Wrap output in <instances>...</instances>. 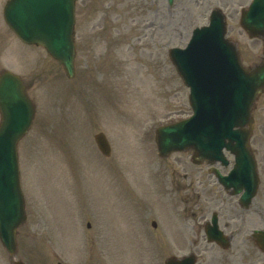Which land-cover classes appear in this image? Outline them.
I'll return each mask as SVG.
<instances>
[{
  "label": "rangeland",
  "instance_id": "1",
  "mask_svg": "<svg viewBox=\"0 0 264 264\" xmlns=\"http://www.w3.org/2000/svg\"><path fill=\"white\" fill-rule=\"evenodd\" d=\"M250 1L79 0L71 78L45 49L14 36L2 16L7 0H0V72L20 73L36 104L33 126L19 145L27 219L18 229L15 258L28 255L32 264H41L57 253L63 264H164L161 236L171 224L168 206L178 213L180 203L168 204L161 171L193 165L190 153L175 152L164 160L157 154L156 128L192 110L189 90L168 61V50L184 46L193 29L208 23L211 10L220 6L227 14L228 35L239 41L246 64L258 62L262 41L250 39L239 24ZM253 116L252 147L262 150L259 100ZM100 131L110 141V157L96 148L94 135ZM191 178L206 181L197 186L207 191L202 197L209 198L210 212L220 201L229 202L207 173L199 178L194 171ZM213 194L217 202H211ZM235 212L241 211L235 207ZM249 216L252 226L264 227L263 184ZM176 235L171 239L182 237ZM183 236L188 243L179 254L192 249L199 264H236L232 248L204 250L189 228ZM241 242L236 237V245ZM25 245L37 248L30 251ZM243 247L248 264L264 263L250 236ZM10 260L0 242V264Z\"/></svg>",
  "mask_w": 264,
  "mask_h": 264
},
{
  "label": "water",
  "instance_id": "2",
  "mask_svg": "<svg viewBox=\"0 0 264 264\" xmlns=\"http://www.w3.org/2000/svg\"><path fill=\"white\" fill-rule=\"evenodd\" d=\"M76 0H9L5 19L21 40L44 45L73 74ZM172 1V0H171ZM242 24L248 30L264 32V0H254L243 13ZM224 21L215 10L211 25L197 28L186 49H171L179 72L191 86L195 114L186 120L158 129L160 153L193 147L201 156L216 159L223 147L236 151L239 166L255 173L248 153L251 130L250 108L262 90V66L243 69L224 41ZM0 237L13 251L15 228L23 218V194L20 188L17 143L29 129L34 105L25 93L20 77L5 71L0 76ZM234 127H238L234 129ZM100 149L110 153L103 133L96 135Z\"/></svg>",
  "mask_w": 264,
  "mask_h": 264
},
{
  "label": "flooded vegetation",
  "instance_id": "3",
  "mask_svg": "<svg viewBox=\"0 0 264 264\" xmlns=\"http://www.w3.org/2000/svg\"><path fill=\"white\" fill-rule=\"evenodd\" d=\"M262 61H264V53H262ZM261 98H262V181L264 182V93L262 94ZM232 165H233V160H231L230 168L232 167ZM176 173L177 175L173 181L174 190H173L171 198L172 199L178 198L183 201L187 200L191 202L189 210L193 211L192 215L197 220V226H198L197 231H198L199 237L203 241L201 244V248L206 250L209 245L214 244L210 242L205 236V230L212 225V224H209L208 222V220L210 219V216H204V213H202L201 207L197 205L198 200L196 198L198 197L199 199L200 195L197 196L195 189L192 190L193 189L192 186H190L189 188H187L185 185L182 186L180 179H178V178H181V173L178 171H176ZM183 177L185 178V176ZM201 183H203V181H201ZM187 189H189L190 191H187ZM233 196H234L233 194H230V197H233ZM235 205L236 203L234 200H231L228 203L226 216L223 215L224 213L221 216H218V223H219L220 228L224 231V233H226L229 236L231 240V245L232 243L234 246L236 245V237H244L242 239V242L234 247L233 255L237 258L239 264H248V260L245 254V249L243 247L246 241L245 238L247 237L248 234H250L251 231L255 230L256 228H262V226H258V225L252 226L251 224L252 220L250 216H244L243 212L240 214H237L235 212ZM195 208L197 209V211H194ZM172 231L173 230L168 229V233L166 235L165 248L168 251V257L172 255V253H170V248L174 246V241L170 239ZM183 244L185 248L186 243L184 239L181 238V240L178 241L179 251L182 249ZM196 259L198 262V257Z\"/></svg>",
  "mask_w": 264,
  "mask_h": 264
}]
</instances>
